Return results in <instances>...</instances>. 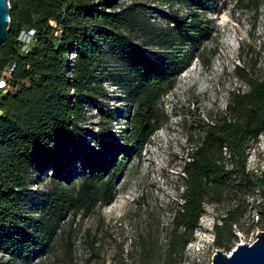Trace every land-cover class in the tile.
<instances>
[{
    "label": "trees",
    "instance_id": "16d2710c",
    "mask_svg": "<svg viewBox=\"0 0 264 264\" xmlns=\"http://www.w3.org/2000/svg\"><path fill=\"white\" fill-rule=\"evenodd\" d=\"M183 1L197 11L209 3ZM242 1L260 9L261 0ZM10 6L11 24L0 47V78L12 69L7 93L0 92V254L23 262L44 253L56 219L68 207L87 212L115 200L126 156L131 149L142 151L153 136L156 102L166 78L181 69L175 68L171 39L154 40L160 50L148 49L136 36L141 30L136 13L118 0H10ZM167 17L168 31L191 35L198 29L194 22ZM30 29L35 30L34 41L22 52L20 34ZM200 56L204 61L207 54ZM238 59L242 64L235 67V76L247 91L233 89L225 110L199 121L200 138L190 140L183 161L181 201L175 203L165 245L143 238L133 264H182L205 203H221L227 194L237 205L214 226L215 245L225 247L237 240L233 227L245 211L240 197L258 189L264 198V172L255 178L247 169L249 150L264 133V65L245 46H240ZM110 60L126 66L129 77L119 86L135 104L128 112L123 145L84 126L89 108L113 117L99 100ZM88 136L93 148L85 143ZM77 160L82 183L76 196L54 198L42 218H34L29 202L35 177L50 171L54 181H64L63 174H70ZM258 208L263 223L264 205Z\"/></svg>",
    "mask_w": 264,
    "mask_h": 264
},
{
    "label": "rangeland",
    "instance_id": "374dc122",
    "mask_svg": "<svg viewBox=\"0 0 264 264\" xmlns=\"http://www.w3.org/2000/svg\"><path fill=\"white\" fill-rule=\"evenodd\" d=\"M118 4L136 13L141 28L136 36L148 49L160 50V43L154 40L171 39L174 65L181 69L166 78L164 92L156 102L157 129L142 151L131 149L126 156L112 203L95 205L87 212L68 207L65 215L56 219L57 229L42 255L21 262L0 254V264H133L132 257L139 252L143 238L151 236L165 245L175 203L181 201L183 161L190 140L200 138L196 131L199 121L225 110L233 89H248L234 72L242 64L238 59L240 46L246 51L251 48L254 60L264 65V0L258 11L242 0H209L199 11L183 0H118ZM167 16L194 22L198 29L191 35L168 31ZM202 52L207 54L204 61ZM108 70L99 100L113 117H102L89 108L84 126L99 132L105 141L123 145L130 125L128 112L135 104L126 99L128 93L119 86L129 77L126 66L110 60ZM85 143L94 147L90 136ZM123 156L122 151L117 153V161ZM80 167L75 161L71 173L63 174L64 181H54L50 171L35 177L29 202L34 218H42L54 198L76 196L82 183ZM247 169L255 178L264 172V133L249 150ZM240 200L245 211L233 227L237 240L223 248L214 243L215 224H221L227 211L237 205L233 195L225 194L221 203L207 201L182 264H212L216 250L231 254L238 244L257 240L264 230L258 208L264 205V198L256 189Z\"/></svg>",
    "mask_w": 264,
    "mask_h": 264
},
{
    "label": "water",
    "instance_id": "95a60500",
    "mask_svg": "<svg viewBox=\"0 0 264 264\" xmlns=\"http://www.w3.org/2000/svg\"><path fill=\"white\" fill-rule=\"evenodd\" d=\"M10 11V0H0V47L9 32ZM212 264H264V230L258 233L253 244H238L231 254L216 250Z\"/></svg>",
    "mask_w": 264,
    "mask_h": 264
},
{
    "label": "built area",
    "instance_id": "2783aa9c",
    "mask_svg": "<svg viewBox=\"0 0 264 264\" xmlns=\"http://www.w3.org/2000/svg\"><path fill=\"white\" fill-rule=\"evenodd\" d=\"M35 35V30L32 29L21 32L19 39L22 42V52H27L29 46L34 41ZM11 73L12 69L8 68L3 72L2 77L0 78V92H2L3 94L7 93L8 91L7 79L11 77Z\"/></svg>",
    "mask_w": 264,
    "mask_h": 264
},
{
    "label": "bare ground",
    "instance_id": "6f19581e",
    "mask_svg": "<svg viewBox=\"0 0 264 264\" xmlns=\"http://www.w3.org/2000/svg\"><path fill=\"white\" fill-rule=\"evenodd\" d=\"M52 25H53V26H55V24H54V23H52Z\"/></svg>",
    "mask_w": 264,
    "mask_h": 264
}]
</instances>
